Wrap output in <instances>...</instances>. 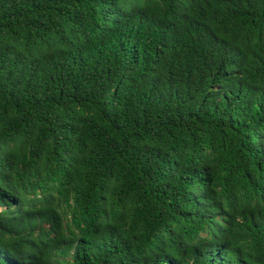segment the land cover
Instances as JSON below:
<instances>
[{"label": "trees", "instance_id": "16d2710c", "mask_svg": "<svg viewBox=\"0 0 264 264\" xmlns=\"http://www.w3.org/2000/svg\"><path fill=\"white\" fill-rule=\"evenodd\" d=\"M0 264H264V0H0Z\"/></svg>", "mask_w": 264, "mask_h": 264}]
</instances>
